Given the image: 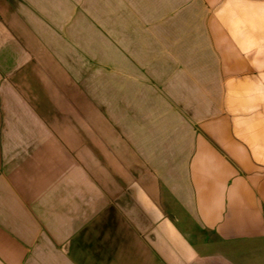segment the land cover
Listing matches in <instances>:
<instances>
[{
    "label": "crops",
    "instance_id": "1",
    "mask_svg": "<svg viewBox=\"0 0 264 264\" xmlns=\"http://www.w3.org/2000/svg\"><path fill=\"white\" fill-rule=\"evenodd\" d=\"M100 1L0 0V264H264V0Z\"/></svg>",
    "mask_w": 264,
    "mask_h": 264
},
{
    "label": "rangeland",
    "instance_id": "2",
    "mask_svg": "<svg viewBox=\"0 0 264 264\" xmlns=\"http://www.w3.org/2000/svg\"><path fill=\"white\" fill-rule=\"evenodd\" d=\"M171 2L167 1H157V0H101L100 6L104 9H115L116 11V24H123L124 17H123V10H131L132 13L136 11L145 12L147 16L143 17V21H146L148 27H153L156 25L157 17L154 16L156 8L163 7V4H170ZM170 7V6H169ZM133 20L136 22H132L135 24H139V17H133ZM151 35V33H149ZM154 35V33H153Z\"/></svg>",
    "mask_w": 264,
    "mask_h": 264
}]
</instances>
